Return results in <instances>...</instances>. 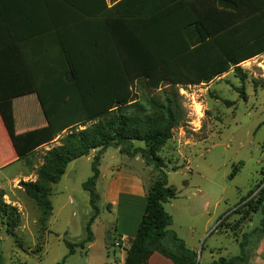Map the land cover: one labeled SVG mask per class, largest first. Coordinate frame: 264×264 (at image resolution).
Listing matches in <instances>:
<instances>
[{"label":"trees","instance_id":"1","mask_svg":"<svg viewBox=\"0 0 264 264\" xmlns=\"http://www.w3.org/2000/svg\"><path fill=\"white\" fill-rule=\"evenodd\" d=\"M184 3V0H119L108 8L106 0L99 3L94 0H28L24 10H18L20 15L30 19L28 33L33 37L59 28L60 22L69 23L75 14L103 15L109 32L108 69H94L87 75L81 70L83 58L79 54L67 49L61 51L73 80L72 95L64 92L59 100L40 99L50 130L59 137L60 144L42 150L43 163L37 169V181L20 183L46 217L52 208L50 185L62 179L70 163L97 150L91 163L92 175L83 184L92 211L86 225V238L79 244L67 242L68 255H74L77 247L84 248L94 241L92 225L100 212L99 168L104 153L114 147L119 148L122 155L141 156L156 172L144 198L120 195L119 211L123 205L137 208L136 201L143 200V213L126 250L124 264H149V256L154 252L174 264H199L197 253L170 230L173 218L164 207L176 194L169 186L165 162L158 152L172 137L173 129L184 120L178 99L167 88L176 90L178 85L210 83L231 69L244 80L246 73L240 64L264 54V5L258 8L262 12L253 20L222 22L215 28L212 21L189 19ZM245 26L252 30L245 33ZM15 40L31 72L25 39L16 33ZM138 84L143 90L162 92L161 97L148 99L157 111L155 114L141 116L130 112L140 107L134 92ZM35 87L38 91L36 84ZM242 95L245 98L244 92ZM70 96L76 98L68 99ZM88 123L91 125L86 127ZM37 152L32 151L21 159ZM242 166L243 162H239L233 167L230 179ZM4 195L0 193V214L7 212L11 216L15 209L5 203ZM126 198L135 202L128 203ZM253 212H260L262 218L252 232L243 234L241 254L222 257L211 264H245L248 237L254 234L259 242L264 239V187ZM64 262L65 259L58 264ZM0 264H5L1 252Z\"/></svg>","mask_w":264,"mask_h":264},{"label":"rangeland","instance_id":"2","mask_svg":"<svg viewBox=\"0 0 264 264\" xmlns=\"http://www.w3.org/2000/svg\"><path fill=\"white\" fill-rule=\"evenodd\" d=\"M241 67L244 80L231 69L210 83L178 85L176 90L165 87L178 99L184 120L158 152L176 194L164 207L173 217L170 230L197 253L199 264L241 254L243 234L252 232L262 218L253 208L264 187V54ZM134 92L140 107L130 112L141 116L157 112L148 99L161 97L162 92L143 90L139 84ZM0 133V140L6 139L1 126ZM43 154L40 150L16 161V151L0 148V163L7 161L0 169V193L15 209L11 216L0 214V252L5 264H58L63 259V264H124L130 243L122 241L115 229L126 228L125 215L104 205L101 197L92 225L94 241L68 255L67 242L79 244L86 238L92 211L83 184L92 175V166L86 157L69 164L62 179L50 185L52 208L44 217L20 186L21 181H37ZM239 162L243 166L230 179ZM99 169L100 193L109 186L111 174L126 180L137 176L145 189L156 177L154 167L141 156L120 155L114 147L108 148ZM137 211L141 218L143 204H137ZM260 243L256 235L248 237L245 264H264Z\"/></svg>","mask_w":264,"mask_h":264},{"label":"crops","instance_id":"3","mask_svg":"<svg viewBox=\"0 0 264 264\" xmlns=\"http://www.w3.org/2000/svg\"><path fill=\"white\" fill-rule=\"evenodd\" d=\"M27 1L0 0V126L6 136V139L0 140V148L11 147L13 151H16V161H21L23 156L32 151L49 150L60 144L59 137H55L50 130L40 99L59 100L62 99L64 92H70L72 95L73 80L69 75V68L61 51L67 49L79 54L83 58L81 70L87 75L92 74L94 69L105 70L110 66L108 54L111 42L103 15L92 17L75 14L69 23L60 22L58 23L59 28L33 37L28 33V28L31 25L30 19L18 13V10H24ZM94 1L100 2V0ZM118 1L106 0L108 8ZM184 1L183 7L184 10L186 9L185 12L189 19L212 21L215 28L222 22L228 24L253 20L259 12L264 10L259 11L260 9H258L264 5V0ZM59 18L62 19L60 16ZM251 30L252 27L249 26H245L243 29L245 33ZM151 31L150 34H152ZM16 33L25 39L23 43L31 72L28 71L20 47L16 43ZM253 59L242 63V65ZM35 84L38 86V91ZM75 98L68 97V99ZM0 137L2 138V134ZM116 151L122 155L119 148H116ZM107 153L108 150L104 153L101 161ZM94 155L95 152H92L86 158L92 163ZM83 158L85 157L80 159ZM75 161L70 165H73ZM6 163V160L1 162L0 169ZM147 190L144 188L142 180L137 176L133 175L126 180L117 179L114 174H111L109 186L99 193L104 205L109 204L112 209L119 210L120 195L144 198ZM125 201L130 203L133 200ZM136 202L143 204L142 199ZM121 211L125 215L126 228L120 232L116 231V233L122 241L131 243L140 220L138 211L137 208L126 205L121 207ZM260 244V249L264 251V239ZM149 264L174 263L154 252L149 256Z\"/></svg>","mask_w":264,"mask_h":264}]
</instances>
